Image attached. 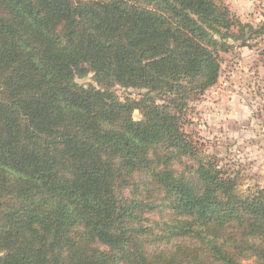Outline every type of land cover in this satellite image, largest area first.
I'll list each match as a JSON object with an SVG mask.
<instances>
[{"label":"trees","instance_id":"obj_1","mask_svg":"<svg viewBox=\"0 0 264 264\" xmlns=\"http://www.w3.org/2000/svg\"><path fill=\"white\" fill-rule=\"evenodd\" d=\"M247 32L224 0H0V264H264V187L186 130Z\"/></svg>","mask_w":264,"mask_h":264},{"label":"rangeland","instance_id":"obj_2","mask_svg":"<svg viewBox=\"0 0 264 264\" xmlns=\"http://www.w3.org/2000/svg\"><path fill=\"white\" fill-rule=\"evenodd\" d=\"M224 1L243 23L255 29L264 26L262 0ZM228 43L229 50L221 52L219 82L191 103L186 130L199 139L206 154L216 156L222 168L237 177L241 192L254 191L264 187V34L247 32L244 39ZM76 81L97 85L93 73ZM114 90L122 99L141 93L121 86ZM133 116L141 118L138 110Z\"/></svg>","mask_w":264,"mask_h":264},{"label":"built area","instance_id":"obj_3","mask_svg":"<svg viewBox=\"0 0 264 264\" xmlns=\"http://www.w3.org/2000/svg\"><path fill=\"white\" fill-rule=\"evenodd\" d=\"M261 16L262 19L264 20V0L261 1Z\"/></svg>","mask_w":264,"mask_h":264}]
</instances>
